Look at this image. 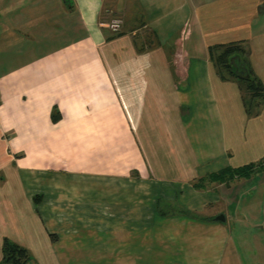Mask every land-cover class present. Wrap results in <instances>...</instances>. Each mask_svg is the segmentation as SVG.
<instances>
[{
    "label": "crops",
    "instance_id": "0c3cea01",
    "mask_svg": "<svg viewBox=\"0 0 264 264\" xmlns=\"http://www.w3.org/2000/svg\"><path fill=\"white\" fill-rule=\"evenodd\" d=\"M250 76L264 0H0V264H245L213 178L264 159Z\"/></svg>",
    "mask_w": 264,
    "mask_h": 264
},
{
    "label": "rangeland",
    "instance_id": "374dc122",
    "mask_svg": "<svg viewBox=\"0 0 264 264\" xmlns=\"http://www.w3.org/2000/svg\"><path fill=\"white\" fill-rule=\"evenodd\" d=\"M115 15L118 16L116 12H110L107 16L108 20H113V24L118 20ZM257 102H260V105H258L260 106L259 109H261L264 103H262V100ZM254 110L257 111V108ZM252 111H248L250 116L256 113ZM245 163L246 161L240 162L242 166ZM242 179L241 183H246L241 187L238 186L237 190L242 189L243 192L236 194L240 199L231 196L223 200L221 197L224 204H220V206L224 207L223 210L228 208L225 214L226 216L229 214L228 220L231 224L235 248L242 257V261L245 264H264V171L260 169L255 175ZM196 188L200 187L196 186ZM214 193L210 194L211 200H209L213 205L208 208L205 214H215L216 210L218 212L216 192ZM227 202H229V205L231 204V208H229ZM225 204L227 208L224 206Z\"/></svg>",
    "mask_w": 264,
    "mask_h": 264
},
{
    "label": "trees",
    "instance_id": "16d2710c",
    "mask_svg": "<svg viewBox=\"0 0 264 264\" xmlns=\"http://www.w3.org/2000/svg\"><path fill=\"white\" fill-rule=\"evenodd\" d=\"M239 46L237 44L231 45L229 47H217L216 50H219V57L217 58L218 65H222L223 67L227 68L228 70H231V72H234V68H238V76L240 78H245L246 72H241L240 70L242 68L236 66V62H234L233 55L239 50ZM215 50H213L214 52ZM213 55V54H212ZM250 80H248V90H250L251 98H249V105H248V111L253 110L252 112H257L259 109V103L257 102L259 100H262V103H264V87L256 79H253L252 76L249 77ZM259 104V105H258ZM257 108V111L254 109ZM250 113V112H248ZM260 169L264 170V159L259 164H251L248 166H244L242 168H227L222 170L220 173L214 175L215 181H223V180H232L234 178L242 177L247 178L251 175H255L257 172L260 171ZM31 261L30 256L28 255V252L26 249L22 248L21 246L17 245L16 243H13L9 240H6L4 242V261L3 264H29Z\"/></svg>",
    "mask_w": 264,
    "mask_h": 264
},
{
    "label": "water",
    "instance_id": "95a60500",
    "mask_svg": "<svg viewBox=\"0 0 264 264\" xmlns=\"http://www.w3.org/2000/svg\"><path fill=\"white\" fill-rule=\"evenodd\" d=\"M216 220L220 221V222H225L226 218L224 215H220V216L216 217Z\"/></svg>",
    "mask_w": 264,
    "mask_h": 264
},
{
    "label": "built area",
    "instance_id": "2783aa9c",
    "mask_svg": "<svg viewBox=\"0 0 264 264\" xmlns=\"http://www.w3.org/2000/svg\"><path fill=\"white\" fill-rule=\"evenodd\" d=\"M114 25V29H117L119 26V21H117L116 23L113 24Z\"/></svg>",
    "mask_w": 264,
    "mask_h": 264
}]
</instances>
